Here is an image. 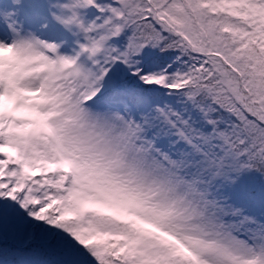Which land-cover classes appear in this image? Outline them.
Listing matches in <instances>:
<instances>
[{
  "label": "snow or ice",
  "instance_id": "1",
  "mask_svg": "<svg viewBox=\"0 0 264 264\" xmlns=\"http://www.w3.org/2000/svg\"><path fill=\"white\" fill-rule=\"evenodd\" d=\"M0 264H264V0H0Z\"/></svg>",
  "mask_w": 264,
  "mask_h": 264
}]
</instances>
